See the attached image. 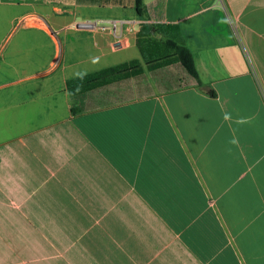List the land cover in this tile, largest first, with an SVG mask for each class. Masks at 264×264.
<instances>
[{
    "label": "crops",
    "instance_id": "obj_1",
    "mask_svg": "<svg viewBox=\"0 0 264 264\" xmlns=\"http://www.w3.org/2000/svg\"><path fill=\"white\" fill-rule=\"evenodd\" d=\"M26 3L3 5L20 32L0 56V264H264V0H144L201 84L150 70L141 26L119 48L77 27L139 20L133 0ZM131 61L141 74L67 89Z\"/></svg>",
    "mask_w": 264,
    "mask_h": 264
},
{
    "label": "trees",
    "instance_id": "obj_2",
    "mask_svg": "<svg viewBox=\"0 0 264 264\" xmlns=\"http://www.w3.org/2000/svg\"><path fill=\"white\" fill-rule=\"evenodd\" d=\"M1 1V0H0ZM11 2L14 0H6ZM26 2L37 3H91V4H118L123 5L125 0H24ZM136 16L139 19L147 20V10L144 0H133ZM170 29L161 25L143 24L137 33V46L141 52L143 60L150 70L173 64L181 65L188 75L201 84L200 77L196 68L195 59L191 50L174 35H161V39H157L156 35H160L162 30ZM142 73L140 62L131 61L112 68L102 70L100 72L82 76L71 80L67 83V89L71 96H76L95 88L102 83L110 80H118L126 77H132ZM214 95V94H212Z\"/></svg>",
    "mask_w": 264,
    "mask_h": 264
},
{
    "label": "rangeland",
    "instance_id": "obj_3",
    "mask_svg": "<svg viewBox=\"0 0 264 264\" xmlns=\"http://www.w3.org/2000/svg\"><path fill=\"white\" fill-rule=\"evenodd\" d=\"M6 3H7L6 0L0 1V56H3V55L8 54L10 52V49L12 46L11 40L16 39L18 37L19 32H20V30H19L15 34V32H16L15 30L17 28H19L17 14L19 13L20 8L12 6L15 4H8V5H10V7L3 6ZM69 3L70 2L49 3V4L50 5L65 6V5H69ZM124 4H129V0H125ZM24 5H31L30 6L31 9L38 10L41 7V5H43V4H40V3L38 4L36 2H33V3H26ZM132 18H135V17H132ZM29 21H31V20L29 19ZM157 39H161V38L157 37ZM130 55H131V52H130ZM125 58H126L125 55L122 54L120 56V58H117V60L119 61V60H123ZM128 58H131V57L128 56ZM181 71L186 73V71L182 67H181ZM133 76H137V75L135 74ZM126 78H130V77H126ZM122 79H124V78H122Z\"/></svg>",
    "mask_w": 264,
    "mask_h": 264
},
{
    "label": "built area",
    "instance_id": "obj_4",
    "mask_svg": "<svg viewBox=\"0 0 264 264\" xmlns=\"http://www.w3.org/2000/svg\"><path fill=\"white\" fill-rule=\"evenodd\" d=\"M27 17L23 19L26 21ZM145 21L140 20H112V19H93L77 23V27L82 30L96 31L109 29L115 40L123 46L129 43V36L133 32V26H142ZM141 29V27H140Z\"/></svg>",
    "mask_w": 264,
    "mask_h": 264
},
{
    "label": "water",
    "instance_id": "obj_5",
    "mask_svg": "<svg viewBox=\"0 0 264 264\" xmlns=\"http://www.w3.org/2000/svg\"><path fill=\"white\" fill-rule=\"evenodd\" d=\"M119 47H121V45H119V44L118 45H115V48H119Z\"/></svg>",
    "mask_w": 264,
    "mask_h": 264
}]
</instances>
